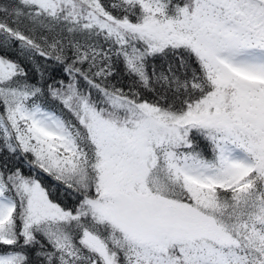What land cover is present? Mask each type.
Masks as SVG:
<instances>
[{
	"label": "snow or ice",
	"instance_id": "snow-or-ice-1",
	"mask_svg": "<svg viewBox=\"0 0 264 264\" xmlns=\"http://www.w3.org/2000/svg\"><path fill=\"white\" fill-rule=\"evenodd\" d=\"M0 158V264H264V0H0Z\"/></svg>",
	"mask_w": 264,
	"mask_h": 264
},
{
	"label": "trees",
	"instance_id": "trees-1",
	"mask_svg": "<svg viewBox=\"0 0 264 264\" xmlns=\"http://www.w3.org/2000/svg\"><path fill=\"white\" fill-rule=\"evenodd\" d=\"M13 58H15V56H13ZM38 63L44 64L45 62L43 60L38 59ZM48 74L52 75L55 79H64L65 81H67V79H68L67 76L63 73L62 69L59 66L55 65L52 61L47 62L46 75H48ZM29 76L33 79L34 82L39 79V75L37 73H35L31 67H29ZM118 79H120V78H118ZM49 82H51V81H49ZM113 83H116V80H114ZM123 83L127 84V83H129V81L126 78H124ZM118 86H121V85H118ZM144 95L146 98H151V93H149L147 91L144 92ZM203 146L204 145L202 144V147ZM207 154L208 153L206 152V155ZM0 163H3V158H0ZM9 164H10V166H12L13 164H17V162L14 160H10ZM17 166H18V164H17ZM25 174H28L27 169H25ZM45 183L46 184H56V182L51 180V178H47L45 180ZM58 196H59L60 201H63L65 204H68L69 206H72L75 203V200L73 197H69L66 194H64L63 188L58 189Z\"/></svg>",
	"mask_w": 264,
	"mask_h": 264
}]
</instances>
